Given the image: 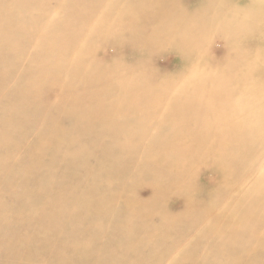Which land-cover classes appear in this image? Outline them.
Segmentation results:
<instances>
[{
	"label": "bare ground",
	"instance_id": "1",
	"mask_svg": "<svg viewBox=\"0 0 264 264\" xmlns=\"http://www.w3.org/2000/svg\"><path fill=\"white\" fill-rule=\"evenodd\" d=\"M157 54L173 69H155ZM11 91L16 114L141 146L131 157L159 203L147 214L178 212L227 260L264 264L243 259L264 256V0H0V96Z\"/></svg>",
	"mask_w": 264,
	"mask_h": 264
},
{
	"label": "rangeland",
	"instance_id": "2",
	"mask_svg": "<svg viewBox=\"0 0 264 264\" xmlns=\"http://www.w3.org/2000/svg\"><path fill=\"white\" fill-rule=\"evenodd\" d=\"M121 43L119 55L132 52ZM98 47L93 58L108 63ZM156 57L155 69H173L175 58ZM1 95L0 264H235L240 259L234 253L227 260L224 244L204 241L207 233L178 222V212L147 214L143 205L159 203L143 190L152 178L140 173V157H131L134 151L140 155L141 146L121 151L108 134L75 132L68 115L50 112L38 122L35 112L16 114L15 93ZM145 216L150 223L139 226ZM247 257L264 260L260 254Z\"/></svg>",
	"mask_w": 264,
	"mask_h": 264
}]
</instances>
